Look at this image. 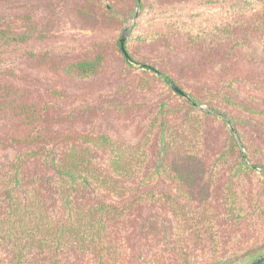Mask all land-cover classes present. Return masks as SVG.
<instances>
[{
	"label": "rangeland",
	"instance_id": "rangeland-1",
	"mask_svg": "<svg viewBox=\"0 0 264 264\" xmlns=\"http://www.w3.org/2000/svg\"><path fill=\"white\" fill-rule=\"evenodd\" d=\"M261 11V3L234 12L216 0H0L2 19L17 27L28 19L43 25L36 45L56 54L53 60L66 64L105 52L103 68L89 78L41 67L20 52L0 61V82L47 102L54 129L103 132L130 152L142 142L151 168L215 163L208 176L194 180L191 198H177L171 210L147 205L136 213L124 236L128 264H152L159 251L164 252L160 261L171 264H251L264 257V175H238L219 165L240 163L230 138L234 129L242 152L264 163V117L245 118L251 115L228 107L221 96L235 90L264 101L259 94L264 92V24L256 23ZM118 41L132 61L118 51ZM141 64L168 72L199 102L191 107L186 96ZM249 104L264 111V102ZM199 110L218 117L204 116L201 144L190 151L188 112ZM15 133L16 122L0 118V139ZM20 151L16 144L0 146V164L12 163ZM228 181L241 187L236 198L253 210L246 216L231 208Z\"/></svg>",
	"mask_w": 264,
	"mask_h": 264
},
{
	"label": "trees",
	"instance_id": "trees-1",
	"mask_svg": "<svg viewBox=\"0 0 264 264\" xmlns=\"http://www.w3.org/2000/svg\"><path fill=\"white\" fill-rule=\"evenodd\" d=\"M136 1L139 4L140 0ZM216 2H222L234 12L249 2L264 6V0ZM92 6L89 4L83 8L86 10ZM49 7L56 10L58 5ZM256 19V23L262 26L264 11ZM41 26L28 19L17 27L0 16V61L20 52L41 67L75 77H94L101 71L106 61L104 51L68 60L66 64L61 58L53 60L56 54L51 52V55L36 45L37 36L44 35ZM260 34L264 47V32L260 31ZM117 45L124 59L132 61L121 41ZM140 67L153 71L174 92L186 96L191 107L199 102L178 86L168 72L148 64ZM259 94L264 96L263 91ZM221 96L228 107L251 115L245 118L264 117L260 105L249 104L251 99L263 103L258 97H249L235 90ZM47 105L29 91L18 93V89L10 84L0 82V118H11L16 122V133L1 138L0 146L16 144L21 147L12 163L0 164V264H128L124 236L132 225L131 221L137 217L136 213L147 205L169 206L171 210L177 198H191L194 180L208 176L215 163L211 166L192 162L160 163L151 168L152 163H146L148 152L144 143H139L138 149L130 152V147L121 146L103 132L83 131L76 135L71 130L59 132L53 128ZM188 113L191 138L187 141L192 151L196 144H201L204 116L218 115L205 110ZM220 120L226 122L221 117ZM229 120L228 124L233 123L232 119ZM161 124L165 126L166 122L161 121ZM232 132L240 136L239 131L234 129ZM234 135L231 134L230 138L239 152L240 163L219 165L235 169L238 175L255 171L264 175V163L243 153ZM68 139V145H62ZM161 185L165 189H155ZM227 187L231 208L240 211L242 216L253 211H248L246 205L236 198L235 194L241 189L239 185L228 181ZM162 256L164 252L159 251L150 262L172 263H162L163 260L159 259ZM251 264H264V257L254 259Z\"/></svg>",
	"mask_w": 264,
	"mask_h": 264
},
{
	"label": "water",
	"instance_id": "water-1",
	"mask_svg": "<svg viewBox=\"0 0 264 264\" xmlns=\"http://www.w3.org/2000/svg\"><path fill=\"white\" fill-rule=\"evenodd\" d=\"M172 87L176 90L179 91L178 88L175 85H172Z\"/></svg>",
	"mask_w": 264,
	"mask_h": 264
}]
</instances>
